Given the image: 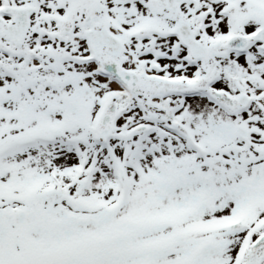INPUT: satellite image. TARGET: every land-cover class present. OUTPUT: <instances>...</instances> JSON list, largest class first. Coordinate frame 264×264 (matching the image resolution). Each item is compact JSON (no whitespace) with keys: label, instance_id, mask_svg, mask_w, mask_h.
<instances>
[{"label":"snow or ice","instance_id":"1","mask_svg":"<svg viewBox=\"0 0 264 264\" xmlns=\"http://www.w3.org/2000/svg\"><path fill=\"white\" fill-rule=\"evenodd\" d=\"M0 264H264V0H0Z\"/></svg>","mask_w":264,"mask_h":264}]
</instances>
